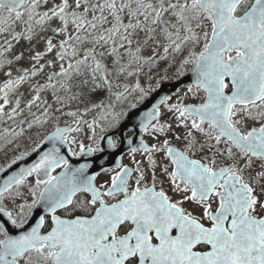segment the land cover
<instances>
[{
  "label": "snow or ice",
  "instance_id": "snow-or-ice-1",
  "mask_svg": "<svg viewBox=\"0 0 264 264\" xmlns=\"http://www.w3.org/2000/svg\"><path fill=\"white\" fill-rule=\"evenodd\" d=\"M0 124V264H264V0H0Z\"/></svg>",
  "mask_w": 264,
  "mask_h": 264
},
{
  "label": "water",
  "instance_id": "water-1",
  "mask_svg": "<svg viewBox=\"0 0 264 264\" xmlns=\"http://www.w3.org/2000/svg\"><path fill=\"white\" fill-rule=\"evenodd\" d=\"M191 82V74L189 73L187 77H182L179 79L173 78L169 82H165L163 86L154 94L153 96V101L158 100L159 98L163 97L164 95H171L175 91H177L179 88L182 86L188 84ZM143 110V109H141ZM63 126V125H61ZM128 129H133L132 122H128L125 127L121 129V131L124 133ZM134 130V129H133ZM135 134L134 136L139 134V130L135 129ZM119 135V133H117ZM133 136V138H134ZM51 145H47L45 147H42L41 149L36 150L35 152H31L30 156L26 157L22 163H19L17 165H13V167L8 170L6 173H0V179H2L5 175L11 174V172L16 171L20 166L26 165V164H31L33 161L38 159L40 152L45 150L46 147H50ZM102 148H107V141L101 142ZM35 148V147H34ZM32 148V149H34ZM68 145L63 146L61 154H63L68 160L69 163L72 165H77L79 163H83L85 161H88L90 158L87 156H73L71 153L67 151ZM31 150V149H30ZM28 150V151H30ZM124 150V146L120 148L119 151L113 152L112 155H109L108 152H105L103 154H96L94 158H91L94 161V166L90 170V172L98 171L99 170V165L103 164L104 167L119 163L121 154ZM111 151V150H108ZM6 166V165H5ZM4 167V166H3ZM35 222V217L30 221L29 226Z\"/></svg>",
  "mask_w": 264,
  "mask_h": 264
},
{
  "label": "rangeland",
  "instance_id": "rangeland-1",
  "mask_svg": "<svg viewBox=\"0 0 264 264\" xmlns=\"http://www.w3.org/2000/svg\"><path fill=\"white\" fill-rule=\"evenodd\" d=\"M28 47L26 42H21L20 45H18L15 49L16 52H19L21 49H26ZM27 63L26 61L24 62ZM145 85L148 83L147 80L142 81ZM183 91L181 92V94ZM173 102H175V97L173 99ZM168 117L165 116V119ZM67 119V118H66ZM61 125H63V119L61 120ZM5 127V125L0 124V128ZM51 130V126H46L44 129H33L31 131H26L25 136L18 138L15 140V142L12 145L4 146L3 142L0 141V167H3L11 162V160L16 156L20 155V153L28 151L36 146V142L39 141V139L47 133V131ZM39 132L40 136L38 137L36 133ZM85 132L87 133V130L85 129ZM90 135V133H88ZM99 135V133H98ZM80 140H83L85 144H88L89 141L87 139V135H79L77 137ZM19 145V147H17ZM72 148L74 150H78L77 145H72ZM25 192V195L27 196V189H23ZM20 202V201H17ZM9 205L11 207V203L9 202Z\"/></svg>",
  "mask_w": 264,
  "mask_h": 264
},
{
  "label": "flooded vegetation",
  "instance_id": "flooded-vegetation-1",
  "mask_svg": "<svg viewBox=\"0 0 264 264\" xmlns=\"http://www.w3.org/2000/svg\"><path fill=\"white\" fill-rule=\"evenodd\" d=\"M186 85H187V84H186ZM186 85L182 86V87L179 88L177 91H179V92L181 93L182 91H184ZM177 91H175V92H177ZM175 92H174V93H175ZM172 94H173V93H172ZM189 102H191V101H189ZM123 134H124V137H125V138L131 137V138L134 140V146L137 145V144L139 143V141H140V139H141L142 137H143V138L145 139V141H146L147 143H149V144H151V143H155V142H156L152 137L148 136L147 134L139 133L138 135L134 136L135 131H134L133 129H128V130H126ZM116 135H117V134H116ZM133 136H134V138H133ZM118 137H119V135H117V138H118ZM71 147H72V145H71ZM101 147H102V146H101ZM97 154H98V153H97ZM121 157H122L123 159H122V160L120 159L119 163H123V164H127V165H129V166H132V159H131V157H130L129 154H128V146H127L126 143L124 144V150H123V152H122V154H121ZM121 157H120V158H121ZM136 159H142V157L139 156V155H137ZM145 163H146V161H145ZM115 165H116V164H113V165H110V166H107V167H115ZM107 167H106V168H107ZM58 171H59V170H58ZM30 179H32V182L34 183V178H30ZM100 179H101V180H103V179H107V177H106V176H101ZM9 206H10V205H9Z\"/></svg>",
  "mask_w": 264,
  "mask_h": 264
},
{
  "label": "trees",
  "instance_id": "trees-1",
  "mask_svg": "<svg viewBox=\"0 0 264 264\" xmlns=\"http://www.w3.org/2000/svg\"><path fill=\"white\" fill-rule=\"evenodd\" d=\"M163 67V66H162ZM169 76H173V74H174V70H171L169 73Z\"/></svg>",
  "mask_w": 264,
  "mask_h": 264
}]
</instances>
